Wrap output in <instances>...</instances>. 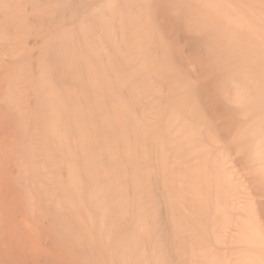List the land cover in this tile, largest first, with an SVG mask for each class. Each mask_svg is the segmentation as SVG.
Listing matches in <instances>:
<instances>
[{
    "label": "bare ground",
    "instance_id": "bare-ground-1",
    "mask_svg": "<svg viewBox=\"0 0 264 264\" xmlns=\"http://www.w3.org/2000/svg\"><path fill=\"white\" fill-rule=\"evenodd\" d=\"M237 1L0 0V54L41 42L31 264H264V0Z\"/></svg>",
    "mask_w": 264,
    "mask_h": 264
},
{
    "label": "rangeland",
    "instance_id": "rangeland-1",
    "mask_svg": "<svg viewBox=\"0 0 264 264\" xmlns=\"http://www.w3.org/2000/svg\"><path fill=\"white\" fill-rule=\"evenodd\" d=\"M235 1L237 0H233V2ZM237 2L240 8H245V0ZM1 25L15 27L14 23ZM10 32L20 36L15 41L17 43H21L27 37L21 30L18 32L11 30ZM42 32L43 37L47 35V30ZM241 33L248 36L255 33L252 39L259 40L258 35L260 34L250 28L241 31ZM40 45L41 42L33 44L31 41L28 46L18 49V56L11 58L13 61L5 59L7 56L4 57L0 54V264H31L30 262L41 258L48 250L43 245L42 237L37 230L26 226L27 223L31 226L40 223L37 219L39 215L37 217L34 214L31 215L27 201L30 193L34 192L35 194L36 188L38 189L34 178V167L30 163L29 150L31 148L27 147L29 144L27 134L36 128L39 129L43 114L42 107L34 98L31 80V72L34 69L28 68V61L30 58L36 57ZM234 68L235 66L228 67L229 71H233ZM15 106L27 108L30 115L23 118ZM229 121L227 129L231 130L236 129L239 124L250 122V118L248 115H232ZM37 134L38 136L34 138L37 146L33 148V153L39 155L37 149L43 138L41 131H37ZM38 160H42V157ZM38 160L36 158L35 162ZM38 171L41 174L45 173L43 169ZM43 181H46L45 178ZM261 200L263 206L262 224L264 225V193ZM29 229L32 231L29 232ZM26 252L31 253V256H27L29 253L26 254ZM55 257L56 254L50 259L54 260Z\"/></svg>",
    "mask_w": 264,
    "mask_h": 264
}]
</instances>
